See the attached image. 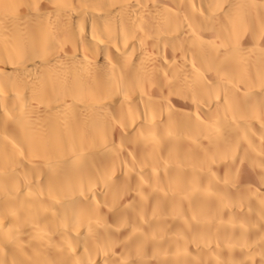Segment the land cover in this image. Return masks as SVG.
<instances>
[{"label":"bare ground","instance_id":"6f19581e","mask_svg":"<svg viewBox=\"0 0 264 264\" xmlns=\"http://www.w3.org/2000/svg\"><path fill=\"white\" fill-rule=\"evenodd\" d=\"M0 264H264V0H0Z\"/></svg>","mask_w":264,"mask_h":264},{"label":"rangeland","instance_id":"374dc122","mask_svg":"<svg viewBox=\"0 0 264 264\" xmlns=\"http://www.w3.org/2000/svg\"><path fill=\"white\" fill-rule=\"evenodd\" d=\"M241 180H242V179L239 178V179H236L235 181H239V182H240ZM237 184H238V183H237ZM151 195H152V194H151ZM151 218H152V217H151ZM151 221H153V220L151 219ZM177 234H178V233H177ZM156 235H157V234H156ZM158 236H159V235H158ZM151 238H153V239L155 238L154 241L157 240L156 237H154V236L151 237ZM177 238H178V237H177ZM159 239H161V238L159 237ZM162 239H163V238H162ZM162 239H161V240H162ZM161 240H160V241H161ZM212 240H213L214 242L216 241V240H214V238H212ZM151 241H152V239H151ZM162 241H164V239H163ZM158 242H159V240H158ZM216 242H217V241H216ZM219 242H221V241H218V243H219ZM151 243H152V242H151ZM156 243H157V242H156ZM152 244L154 245V243H152ZM155 246H156V244H155ZM155 246H152V247H155Z\"/></svg>","mask_w":264,"mask_h":264}]
</instances>
